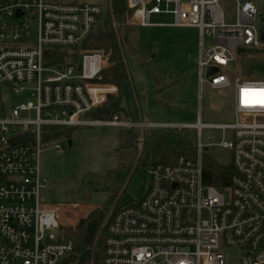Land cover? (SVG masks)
Listing matches in <instances>:
<instances>
[{
	"label": "built area",
	"instance_id": "built-area-1",
	"mask_svg": "<svg viewBox=\"0 0 264 264\" xmlns=\"http://www.w3.org/2000/svg\"><path fill=\"white\" fill-rule=\"evenodd\" d=\"M127 3V21L138 27L198 30L199 91L231 88L234 121L204 124L200 113L196 122L181 127L141 118L121 121L117 115L88 118L106 100V86L93 82L102 68L101 53L81 52L77 64L52 67L44 65V51L80 45L105 7L77 0H0V83L12 85L17 94L23 84H33L30 101L0 116V264H57L73 251L59 210L77 204H46L40 198L43 127L97 125L140 128L139 149L144 127L196 132L192 155L150 165L142 193L107 212L101 224L107 228L103 264H229L225 249L239 250L232 264H264V80L230 79L226 73L239 49L252 50L262 42L255 0ZM106 7L111 11L110 0ZM205 36L211 45L205 46ZM208 67L217 70L208 73ZM22 111H33L34 118L21 117ZM204 127L220 129L221 140L203 142ZM23 133H31L32 141L10 144ZM211 148L229 151L233 165L222 188L203 182V153Z\"/></svg>",
	"mask_w": 264,
	"mask_h": 264
},
{
	"label": "rangeland",
	"instance_id": "rangeland-1",
	"mask_svg": "<svg viewBox=\"0 0 264 264\" xmlns=\"http://www.w3.org/2000/svg\"><path fill=\"white\" fill-rule=\"evenodd\" d=\"M72 1V0H61ZM98 3L106 7L107 0H77ZM260 11H264V0H255ZM258 20L260 17L258 16ZM101 21V20H100ZM126 24L129 23L126 17ZM138 27V26H136ZM199 32L195 28L177 26H139L137 31V53H125V65L133 89L130 105L135 112V119L157 123H167L181 127L183 124L200 121L204 124L231 123L234 121L232 109L233 93L231 88L212 89L203 86L201 92L198 84ZM210 37H204L205 46L212 44ZM230 79L235 75L244 78L264 80V41L250 51L235 53L231 69L226 72ZM158 79V84L156 79ZM24 91L14 92L12 85L0 83V116L8 114L11 109L31 100L29 95L33 84H23ZM108 93H115L116 87L105 85ZM115 89H114V88ZM160 90L156 94L157 90ZM101 105V104H99ZM23 118H34L33 111H22ZM92 119V118H90ZM111 120V119H107ZM121 121L131 119L119 118ZM126 126H80L73 130L67 140L44 143L39 158L40 175L45 180L40 198L46 204H69L75 193L90 178H96L117 166L118 131ZM132 128V127H131ZM140 135V128H137ZM180 131L181 135L175 132ZM144 141L150 152L157 149L159 141L170 142L179 146L194 141L196 132L191 128H169L148 126L143 128ZM203 142L221 140V130L204 127L201 131ZM229 137V132L226 133ZM61 144L55 148L54 144ZM217 160L228 161L229 151L211 148L207 151ZM149 178L142 181L134 174L126 186V192L135 199L143 188L147 187ZM107 200L103 191H95L91 203L60 207L64 225L74 227L78 220L86 217L91 210ZM76 204V203H75ZM70 220L75 221L72 223ZM226 261L232 264L239 254L237 249H225Z\"/></svg>",
	"mask_w": 264,
	"mask_h": 264
},
{
	"label": "trees",
	"instance_id": "trees-1",
	"mask_svg": "<svg viewBox=\"0 0 264 264\" xmlns=\"http://www.w3.org/2000/svg\"><path fill=\"white\" fill-rule=\"evenodd\" d=\"M111 11L108 7L102 14L101 21L95 26L93 32L81 42L71 48L51 47L44 51V65L63 67L79 62L81 52H100L102 55L101 71L93 82L116 87L115 93H108L106 100L88 114V118L107 120L114 115L119 118L135 119V112L130 105L133 89L125 65V53H137L138 27L126 24V17L130 13L127 0H110ZM260 20H264V11L258 8ZM112 18L115 26L112 24ZM264 41V40H263ZM156 79V78H155ZM158 84V79H156ZM161 89L156 91V94ZM76 127L44 126L43 142L50 143L69 139ZM181 135L180 131L175 132ZM139 134L136 127L121 128L118 131L117 166L106 171L99 177L90 178L75 193L73 204L88 205L91 203L95 191L107 194V200L94 208L86 217L80 218L77 224L64 227L65 240H70L73 251L62 258L57 264H103L104 242L107 235L106 226L101 224L112 208L116 210L134 199L126 192V186L136 173L145 181L146 170L150 165L173 164L181 155H192L194 144L188 141L179 146L170 142L159 141L157 149L150 152L143 140L141 148L138 147ZM233 173L231 160L220 161L203 153V182L222 188L229 184ZM144 189V188H143ZM143 191V190H142ZM139 192V194L142 193Z\"/></svg>",
	"mask_w": 264,
	"mask_h": 264
},
{
	"label": "water",
	"instance_id": "water-1",
	"mask_svg": "<svg viewBox=\"0 0 264 264\" xmlns=\"http://www.w3.org/2000/svg\"><path fill=\"white\" fill-rule=\"evenodd\" d=\"M19 13H17L18 15ZM259 32H260V39L261 41L264 40V20H261L259 23ZM243 51H250V50H243V49H239L238 52H243ZM217 70L215 67H208L207 68V72L211 73L213 71ZM28 141H32V134L31 133H23L20 135H17L15 137H13L12 139H10V144H15V143H23V142H28ZM67 143L68 146H71L72 141L71 139H67Z\"/></svg>",
	"mask_w": 264,
	"mask_h": 264
},
{
	"label": "snow or ice",
	"instance_id": "snow-or-ice-1",
	"mask_svg": "<svg viewBox=\"0 0 264 264\" xmlns=\"http://www.w3.org/2000/svg\"><path fill=\"white\" fill-rule=\"evenodd\" d=\"M245 91H248V90H245ZM261 95L264 96V92H262Z\"/></svg>",
	"mask_w": 264,
	"mask_h": 264
},
{
	"label": "crops",
	"instance_id": "crops-1",
	"mask_svg": "<svg viewBox=\"0 0 264 264\" xmlns=\"http://www.w3.org/2000/svg\"><path fill=\"white\" fill-rule=\"evenodd\" d=\"M69 204H73V203H69ZM83 218V217H82Z\"/></svg>",
	"mask_w": 264,
	"mask_h": 264
}]
</instances>
